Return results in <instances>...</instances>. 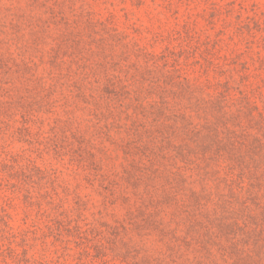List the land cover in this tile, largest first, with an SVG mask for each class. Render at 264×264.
<instances>
[{
	"label": "rangeland",
	"instance_id": "1",
	"mask_svg": "<svg viewBox=\"0 0 264 264\" xmlns=\"http://www.w3.org/2000/svg\"><path fill=\"white\" fill-rule=\"evenodd\" d=\"M0 264H264V0H0Z\"/></svg>",
	"mask_w": 264,
	"mask_h": 264
}]
</instances>
